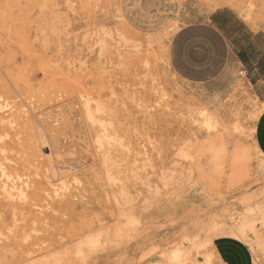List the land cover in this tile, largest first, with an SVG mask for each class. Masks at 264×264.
<instances>
[{
  "label": "rangeland",
  "instance_id": "obj_1",
  "mask_svg": "<svg viewBox=\"0 0 264 264\" xmlns=\"http://www.w3.org/2000/svg\"><path fill=\"white\" fill-rule=\"evenodd\" d=\"M221 8L264 45V0H0V264H220L245 221L264 264V99L171 63Z\"/></svg>",
  "mask_w": 264,
  "mask_h": 264
},
{
  "label": "crops",
  "instance_id": "obj_2",
  "mask_svg": "<svg viewBox=\"0 0 264 264\" xmlns=\"http://www.w3.org/2000/svg\"><path fill=\"white\" fill-rule=\"evenodd\" d=\"M237 20L228 9L221 8L204 20L216 31L197 25L200 20L188 22L173 38L171 63L184 79L203 81L208 79L207 65L211 58L214 56L215 64H220L226 56L228 64L245 71L248 83L264 99V45L254 41L259 33L239 30ZM258 137L264 151V126L260 127ZM221 236L215 242V250L222 264H253L252 251L246 242L227 233Z\"/></svg>",
  "mask_w": 264,
  "mask_h": 264
},
{
  "label": "bare ground",
  "instance_id": "obj_3",
  "mask_svg": "<svg viewBox=\"0 0 264 264\" xmlns=\"http://www.w3.org/2000/svg\"><path fill=\"white\" fill-rule=\"evenodd\" d=\"M221 6V5H220ZM169 36H171V35H169ZM19 140V139H18ZM57 169V168H56ZM16 175V174H15ZM10 176V175H9ZM8 176V177H9ZM16 176H18V175H16ZM14 180V179H13ZM15 184V183H14ZM28 185V184H27ZM7 188V187H6ZM13 188V187H12ZM17 192V191H16ZM122 192V191H121ZM18 193V192H17ZM22 193V192H21ZM17 195V194H16ZM19 195V194H18ZM12 196V195H11ZM24 196V195H23ZM17 197V196H16ZM15 197V198H16ZM23 199H24V197H23ZM25 201V200H24ZM23 203V202H22ZM264 218V217H263ZM246 226H252V225H247V222L245 221V222H243L242 223V225L240 226V227H237V228H231V227H229V228H227L225 231H224V233H227V234H230V235H233V236H235V237H241L242 239H247V233H246V228H248V227H246ZM254 227V226H253ZM184 239H182V241H183ZM186 240V239H185ZM249 240V239H248ZM250 241V240H249ZM187 243H188V240L186 241ZM90 243V242H89ZM187 243H186V245L185 246H187ZM183 245V246H184ZM214 245H212V247H213ZM214 254H215V256H217V258L219 259V261H220V264H222V262H221V260H220V258L218 257V255H217V253H216V250H214ZM181 254H179V255H177V254H171L169 257H170V259H171V262L173 263V264H177L180 260H181V256H180ZM49 256V255H48ZM207 256V255H206ZM4 258V255H3V257H1L0 259H3ZM42 258V257H41ZM204 258H206V257H204ZM46 260V259H45ZM3 261V260H2ZM27 264H43V261H41L40 259L39 260H36V261H30V262H28ZM44 264H45V262H44ZM186 264H191V263H188V261L186 262ZM201 264H212L211 263V261L209 260V259H207V260H205V262H202Z\"/></svg>",
  "mask_w": 264,
  "mask_h": 264
},
{
  "label": "built area",
  "instance_id": "obj_4",
  "mask_svg": "<svg viewBox=\"0 0 264 264\" xmlns=\"http://www.w3.org/2000/svg\"><path fill=\"white\" fill-rule=\"evenodd\" d=\"M240 73H241V74H244V73H245V71L242 69V70L240 71Z\"/></svg>",
  "mask_w": 264,
  "mask_h": 264
}]
</instances>
